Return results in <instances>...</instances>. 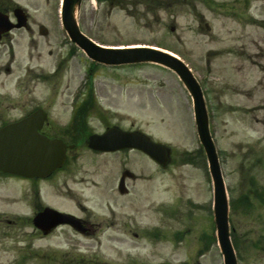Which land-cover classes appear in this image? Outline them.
<instances>
[{
	"label": "rangeland",
	"instance_id": "374dc122",
	"mask_svg": "<svg viewBox=\"0 0 264 264\" xmlns=\"http://www.w3.org/2000/svg\"><path fill=\"white\" fill-rule=\"evenodd\" d=\"M33 1L36 18L44 10L55 18L59 0ZM77 20L98 43L156 45L187 61L203 89L238 264H264V0H82ZM20 46L13 60L0 58L11 63L0 74L1 118L43 104V133L74 145L77 158L48 180L0 177V264H223L217 243L201 240L215 237L212 182L176 74L151 63L92 64L74 48L70 57L60 33L40 38L37 50ZM113 125L167 146L169 163L139 151L91 154L87 135ZM185 151H197L190 163ZM125 168L137 178L120 194ZM44 205L81 217L92 232L40 234L31 218Z\"/></svg>",
	"mask_w": 264,
	"mask_h": 264
},
{
	"label": "water",
	"instance_id": "95a60500",
	"mask_svg": "<svg viewBox=\"0 0 264 264\" xmlns=\"http://www.w3.org/2000/svg\"><path fill=\"white\" fill-rule=\"evenodd\" d=\"M81 0H63L62 20L71 40L77 43L86 54L101 63L117 65L154 61L173 69L189 89L194 100L195 119L200 140L204 146L214 186V221L224 264H237L229 241L228 207L224 182L220 173L214 144L209 134L207 115L198 84L187 68L174 57L150 48H105L101 47L80 31L76 23V10ZM34 119H26L0 131V169L25 176L44 175L61 164L64 158L61 146L54 141L36 134ZM90 146L101 150H116L122 147H137L148 153L159 163L168 160L166 149L136 133H126L116 128L109 129L102 136H92ZM123 177L119 189L123 188ZM51 222V224H49ZM66 222L79 228V221L72 216L46 208L34 218L37 227L47 229Z\"/></svg>",
	"mask_w": 264,
	"mask_h": 264
},
{
	"label": "flooded vegetation",
	"instance_id": "af4514ba",
	"mask_svg": "<svg viewBox=\"0 0 264 264\" xmlns=\"http://www.w3.org/2000/svg\"><path fill=\"white\" fill-rule=\"evenodd\" d=\"M44 1L46 4L50 2V0ZM39 8V1L0 0V15L2 19H0L2 23L0 28V58L9 57L14 59L18 49L21 47L22 40L26 41L31 50H37L40 38H45L46 42H48L60 33L61 30L53 12L44 10L41 14L42 19L36 18ZM19 12L21 13V18H19ZM1 69L6 72L10 71L8 65H0V73ZM1 120L7 119L1 118ZM40 132L43 133L42 129H40ZM83 223L85 225V233L92 231L86 221H83Z\"/></svg>",
	"mask_w": 264,
	"mask_h": 264
}]
</instances>
